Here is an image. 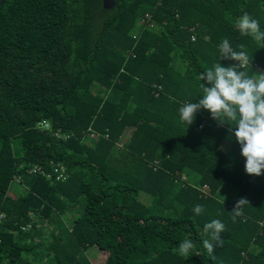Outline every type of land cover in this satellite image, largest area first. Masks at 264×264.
<instances>
[{
  "label": "trees",
  "instance_id": "trees-1",
  "mask_svg": "<svg viewBox=\"0 0 264 264\" xmlns=\"http://www.w3.org/2000/svg\"><path fill=\"white\" fill-rule=\"evenodd\" d=\"M115 2L0 0V264H92L89 250L102 264H264V174L245 172L230 127L208 112L179 119L201 72L238 66L219 60L224 39L248 53L246 75L264 74V41L234 28L247 13L264 30V0ZM50 160L66 180L26 172ZM213 219L225 232L209 255Z\"/></svg>",
  "mask_w": 264,
  "mask_h": 264
},
{
  "label": "clouds",
  "instance_id": "clouds-1",
  "mask_svg": "<svg viewBox=\"0 0 264 264\" xmlns=\"http://www.w3.org/2000/svg\"><path fill=\"white\" fill-rule=\"evenodd\" d=\"M234 28L241 36L264 41L260 21L247 13L237 18ZM221 58L239 64L225 67L218 62L201 72L202 95L195 102H186L179 108V119L187 127L195 122L198 112L206 111L220 124L229 126L240 146L241 156L245 158V172L260 176L264 174V74H258L256 78L246 75L242 69L249 61L248 53L233 50L228 39L219 45V60ZM246 204L248 202L243 198L236 202L231 211L233 221L242 215ZM193 211L199 215L203 207L196 205ZM204 231L211 239L205 240L203 246L211 255L223 244L221 233L225 232V224L213 219L204 225ZM194 247L191 239H184L179 243L178 251L190 256Z\"/></svg>",
  "mask_w": 264,
  "mask_h": 264
},
{
  "label": "built area",
  "instance_id": "built-area-1",
  "mask_svg": "<svg viewBox=\"0 0 264 264\" xmlns=\"http://www.w3.org/2000/svg\"><path fill=\"white\" fill-rule=\"evenodd\" d=\"M149 20H150L149 13H145L144 18L141 20V23H143L144 25L148 24V26L151 28L154 27L153 23L152 24L148 23ZM193 29L194 28H192L191 30H193ZM133 38H135V36H133ZM191 40L192 41L195 40L194 35L191 36ZM37 128H39L41 130H49L50 125L47 121L43 120L37 124ZM54 134H55V136H57L58 138H61V139H67L68 138L67 135H59L58 133H54ZM87 138H88L87 143L89 145H91V143L93 141L97 140L98 137L95 134L90 133V134H88ZM26 172L28 174H34V175L41 176L47 181H64L68 177V172H67L65 165L62 162H54L53 160H50L46 164H32L26 169ZM14 180L19 181L20 176H17V175L14 176ZM201 191L206 193L207 187L206 186L203 187L201 189ZM3 218H4V215L0 214V220H2ZM28 228H30V224L27 225L26 227H22L21 229L26 230Z\"/></svg>",
  "mask_w": 264,
  "mask_h": 264
},
{
  "label": "rangeland",
  "instance_id": "rangeland-1",
  "mask_svg": "<svg viewBox=\"0 0 264 264\" xmlns=\"http://www.w3.org/2000/svg\"><path fill=\"white\" fill-rule=\"evenodd\" d=\"M87 142H88V140H87ZM22 189H23L22 186H19L18 184L13 183L11 185V188L9 190V193L15 196V195H18L22 191ZM87 254H89L88 255L89 256L88 258L92 262V264H102L103 258H104V256H103L102 253H98L96 251L89 250Z\"/></svg>",
  "mask_w": 264,
  "mask_h": 264
},
{
  "label": "water",
  "instance_id": "water-1",
  "mask_svg": "<svg viewBox=\"0 0 264 264\" xmlns=\"http://www.w3.org/2000/svg\"><path fill=\"white\" fill-rule=\"evenodd\" d=\"M115 0H102V7L105 10H110L115 6Z\"/></svg>",
  "mask_w": 264,
  "mask_h": 264
}]
</instances>
